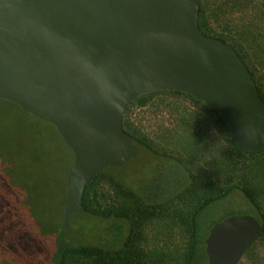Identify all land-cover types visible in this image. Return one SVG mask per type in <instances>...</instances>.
Wrapping results in <instances>:
<instances>
[{"label": "trees", "instance_id": "trees-1", "mask_svg": "<svg viewBox=\"0 0 264 264\" xmlns=\"http://www.w3.org/2000/svg\"><path fill=\"white\" fill-rule=\"evenodd\" d=\"M198 24L237 53L264 101V0H201ZM0 105L29 117L4 152L9 163L0 162V264H208L215 225L251 215L264 228V151L241 150L203 101L159 91L127 109L123 129L139 150L135 161L149 155L161 173L137 188L113 168L95 176L80 216L109 222L107 237L69 245L62 238L71 227L59 230L74 155L55 126L11 102ZM239 197L242 207L226 208ZM239 264H264V232Z\"/></svg>", "mask_w": 264, "mask_h": 264}, {"label": "water", "instance_id": "water-1", "mask_svg": "<svg viewBox=\"0 0 264 264\" xmlns=\"http://www.w3.org/2000/svg\"><path fill=\"white\" fill-rule=\"evenodd\" d=\"M201 0H0V100L55 126L74 155L64 221L83 215L91 180L139 157L123 129L142 96L178 91L264 151V101L237 53L199 29ZM264 232L251 215L215 225L208 264H239Z\"/></svg>", "mask_w": 264, "mask_h": 264}, {"label": "rangeland", "instance_id": "rangeland-1", "mask_svg": "<svg viewBox=\"0 0 264 264\" xmlns=\"http://www.w3.org/2000/svg\"><path fill=\"white\" fill-rule=\"evenodd\" d=\"M29 126V117L23 116L17 110H10L8 107L0 105V162L7 165L9 159L5 153L17 137L21 136L22 129L26 130ZM7 149V150H6ZM153 161L149 158V155H144L138 160H132L122 168L117 170V175L123 178L127 183L137 186H147L152 177L159 176L161 171L152 165ZM163 173V172H162ZM241 197L237 198V202L230 201L225 206L227 209L231 207L238 208L244 204ZM217 213V212H216ZM109 222H99L95 219H91L88 216L75 215L71 218L70 231L63 235L62 241L69 245H93L104 236V230L106 227H110ZM43 258L44 255L42 254ZM48 254L45 255V259ZM41 264H46L43 260Z\"/></svg>", "mask_w": 264, "mask_h": 264}]
</instances>
